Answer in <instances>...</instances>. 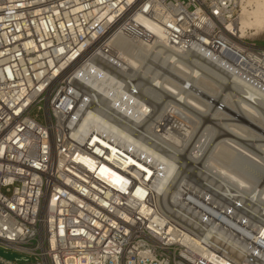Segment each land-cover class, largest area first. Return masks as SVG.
Returning <instances> with one entry per match:
<instances>
[{"label": "built area", "instance_id": "obj_1", "mask_svg": "<svg viewBox=\"0 0 264 264\" xmlns=\"http://www.w3.org/2000/svg\"><path fill=\"white\" fill-rule=\"evenodd\" d=\"M238 12L237 0H0V249L18 256L0 264H264V226L230 220L200 160L163 182L164 167L131 165L101 130L125 126L120 43L144 62L210 65L262 103L264 45L235 35ZM137 15L162 35L148 55Z\"/></svg>", "mask_w": 264, "mask_h": 264}, {"label": "bare ground", "instance_id": "obj_2", "mask_svg": "<svg viewBox=\"0 0 264 264\" xmlns=\"http://www.w3.org/2000/svg\"><path fill=\"white\" fill-rule=\"evenodd\" d=\"M237 5L239 12L233 26L238 38L247 37L248 31H254L248 36L264 31V0H237ZM129 27L141 34L140 36L143 35V32L150 33L152 36V44L139 39L140 45L138 46L142 50V55H148L146 52H149L153 44H163L159 28L145 17L134 16ZM120 44L122 46L120 45L118 53L124 62L123 66L126 70L124 74L131 75V85L134 83L136 85L144 79L147 81L146 84L139 85L138 90L131 86V97L124 101L120 100L121 102L118 104L120 108L114 116L126 128L120 126V130L116 132L104 123L101 130L109 133L126 146L131 153V157H126V159H131V165L141 167L134 161V159H138L150 162L157 167H164L161 175L163 182L171 177L175 161L180 163L179 168L183 173L185 172L183 166L200 160L201 168L205 169L204 174L213 180L219 198L223 202H228L221 196L223 195L221 194L223 186L228 194L238 202L235 206V202L232 203L233 205L228 202L233 207L231 209L223 208V212L231 216L230 220L234 223L244 224L248 230H257L264 226V188L260 186L261 188L257 189L258 187L255 186L251 190H247L242 179L237 178L238 176L227 168L238 158L264 164L262 163L264 156L254 154L244 145L232 141L229 136H233V134H229L230 131L227 133L229 127L241 132L246 130L241 124L245 125L247 120L238 116L241 114L264 124V101H262L264 99L261 100L262 103H257L255 98L248 97V99L254 100V104L242 99L237 94L236 87L229 86L228 81L225 82L222 79L221 83L212 78V74H218V71L210 65L203 66L196 60L189 63H184L180 59L169 62V55L164 56L162 60H157L154 55L150 54L148 60L144 62L143 58L127 53L126 50H129L127 43ZM159 49L162 51L161 46ZM171 71L181 78L171 80L164 77V74ZM223 78L228 80L225 76ZM179 81L182 82L179 83ZM92 85L95 88L99 86L96 81H92ZM99 88L103 91L101 87ZM116 97H119V92ZM111 101L113 107L117 106V99ZM218 104L222 105L221 109L217 108ZM209 111L214 113L210 114ZM201 113L207 116L202 117L199 121L197 115L200 117ZM227 113L232 116V119L228 121ZM216 115L219 119H215ZM210 116L214 119H210ZM198 121L201 122L200 127L203 126L202 122L208 121L209 123H204V126L199 129ZM220 122L223 124H219ZM92 124L93 118L84 119L80 126V132ZM197 131V136L193 139V133ZM221 136L224 138L219 139ZM225 136L228 137L225 138ZM235 139L238 140L236 137ZM219 146H227L232 154L236 153L230 160L232 161L231 165H227L229 162L225 160L221 162L218 159L220 153L216 155L215 152L211 156L210 152ZM210 148L212 149L210 150ZM110 150L112 153L116 152L112 147ZM75 159H91V157L77 155ZM241 170L240 172H242Z\"/></svg>", "mask_w": 264, "mask_h": 264}, {"label": "rangeland", "instance_id": "obj_3", "mask_svg": "<svg viewBox=\"0 0 264 264\" xmlns=\"http://www.w3.org/2000/svg\"><path fill=\"white\" fill-rule=\"evenodd\" d=\"M252 32L254 33V31H248L247 33L249 35V33H252ZM248 35H247V37H244V38L248 39V40H253L259 45H264V31H261V32L259 31V33L258 32L255 33L254 34L255 36L254 35L253 36H248ZM164 77L169 78L171 80H177L178 78H181L179 75H176L172 71L170 73L168 72V73L164 74ZM146 81L147 80L144 79L143 81H140V83H137L136 85L134 83L131 86L133 87V89L136 88L135 90H138L139 85H143L144 83L146 84ZM180 82H182V81H179V83ZM204 90H205V88H204ZM202 98H204V97H202ZM230 107H229V109H230ZM231 111H232V107H231ZM212 113H214V112L213 111L210 112V114H212ZM227 114L229 115L227 117V121H228L229 119H232V116H230V113H227ZM206 116L207 115H204L202 113L200 114V117H199V115H197V117L199 118V121H201L202 117L204 118ZM238 116L243 117V119L247 120V122H245L246 123L245 125L241 124L244 127V130L246 129L244 131L245 133L241 132L239 130H236V129L232 128V127H229V128H227V133H229V131H230L229 134H231V135L233 134V136H229V138L232 141L238 142V144H240V145H244L248 150L253 151L254 154H257V155L259 154L261 156H264V124H262L261 122L256 121L255 119H251V118L249 119V117H247L246 115H242L241 114V115H238ZM210 119H214V117L210 116ZM215 119H219L217 117V115L215 116ZM200 123L201 122H199V124H198L199 129L204 126L205 122H202L203 123L202 127L199 126V125H201ZM207 123H209V122L207 121L205 124H207ZM221 123L222 122H220L219 124H221ZM198 131L193 133V135H194L193 139L197 136ZM227 137L225 136V138H227ZM235 137L238 140H236ZM223 138H224V136L223 137L221 136L219 139H223ZM211 149L212 148H210V150ZM215 149H213L210 152L211 156L215 152H216V155H218L220 153V155H218L219 156L218 159H220L221 162H224V160H225V161L229 162L227 165H231L232 164V161H230V160L234 158V155L236 153L232 154V151L227 146H223V147L219 146V147H216ZM228 149H229V151H228ZM261 150H262V152H261ZM262 160H264V159H262ZM262 163H264V162H262ZM257 164L258 163L253 162V161H251L249 159H243V158L240 159V158H238V159H235L233 161V164L231 165L232 167L230 166V167H227V168L229 169L230 172H234L235 175L238 176L237 178H240V180L242 179V182L246 185L247 190H251L255 186H256V188L258 187L257 189H260L261 187L264 188V164L259 163L260 165L258 164V166H257ZM240 170L243 173L240 172ZM247 180H248L249 183L247 182ZM226 192H227L226 188L222 186L221 194H223V195H221V196H223L225 198V200H227L231 204L232 203L234 204V202H235L234 206L237 205L238 202L236 201V199L233 198L230 194H228V192L227 193ZM0 257L5 258V259H13V258H16L18 256L14 252L3 251V250L0 249Z\"/></svg>", "mask_w": 264, "mask_h": 264}]
</instances>
